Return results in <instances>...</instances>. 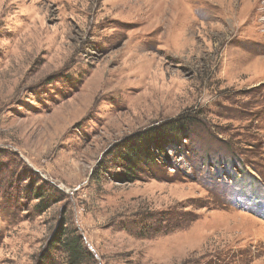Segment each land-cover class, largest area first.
Returning a JSON list of instances; mask_svg holds the SVG:
<instances>
[{"label": "rangeland", "instance_id": "374dc122", "mask_svg": "<svg viewBox=\"0 0 264 264\" xmlns=\"http://www.w3.org/2000/svg\"><path fill=\"white\" fill-rule=\"evenodd\" d=\"M78 236V264H264V0H0V264Z\"/></svg>", "mask_w": 264, "mask_h": 264}, {"label": "trees", "instance_id": "16d2710c", "mask_svg": "<svg viewBox=\"0 0 264 264\" xmlns=\"http://www.w3.org/2000/svg\"><path fill=\"white\" fill-rule=\"evenodd\" d=\"M171 129L177 130L178 128L171 127ZM156 132H158V129H153L149 132V135L147 133H145V135L138 134L135 139H130V141H132V144L128 145L127 150H125L120 155L129 171V173L125 174V180H136V177L133 175V170L138 169V166H140V164L154 158L153 148L156 147V144H158L157 141L160 142V136L157 135L158 133ZM63 229L64 228L62 226L61 230ZM61 236H69V233L67 231H63ZM61 236H59V238H61ZM56 238L54 237V240L59 241V239ZM63 244L65 250L69 253L72 262H74V264L80 263L84 253V249L82 247L83 241L81 240V238L79 236L72 237L70 238V240L67 238L66 240H64Z\"/></svg>", "mask_w": 264, "mask_h": 264}, {"label": "bare ground", "instance_id": "6f19581e", "mask_svg": "<svg viewBox=\"0 0 264 264\" xmlns=\"http://www.w3.org/2000/svg\"><path fill=\"white\" fill-rule=\"evenodd\" d=\"M260 5V4H259Z\"/></svg>", "mask_w": 264, "mask_h": 264}]
</instances>
